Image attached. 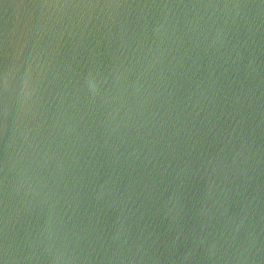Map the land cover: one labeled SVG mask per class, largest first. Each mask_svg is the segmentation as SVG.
Masks as SVG:
<instances>
[{
  "label": "water",
  "instance_id": "95a60500",
  "mask_svg": "<svg viewBox=\"0 0 264 264\" xmlns=\"http://www.w3.org/2000/svg\"><path fill=\"white\" fill-rule=\"evenodd\" d=\"M0 264H264V0H0Z\"/></svg>",
  "mask_w": 264,
  "mask_h": 264
}]
</instances>
